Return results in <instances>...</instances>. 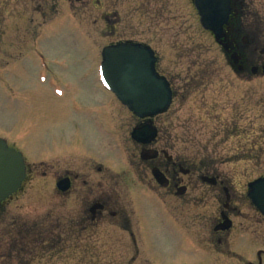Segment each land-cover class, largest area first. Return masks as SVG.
Returning <instances> with one entry per match:
<instances>
[{
  "label": "flooded vegetation",
  "instance_id": "flooded-vegetation-1",
  "mask_svg": "<svg viewBox=\"0 0 264 264\" xmlns=\"http://www.w3.org/2000/svg\"><path fill=\"white\" fill-rule=\"evenodd\" d=\"M58 1L67 4L71 13L74 7L81 9L90 25H102L107 32L101 38L109 43L100 51L99 65H86L80 71L79 79L88 80L87 88L86 83L64 86L67 92L85 88L92 97L84 101L68 96L66 105L72 118L66 144L51 137L43 145L42 156L54 153L50 165L36 153L26 152L23 138L7 143L21 155L24 179L16 192L0 202V264L49 263L62 245L65 249L78 243L83 249L103 246L109 229L115 231L114 247L134 252L129 264H134L138 249L149 243L155 232L166 234L171 246L193 250L200 261H213L208 257L213 252V256H225L239 264H264V251H254L255 262L234 252L244 248L250 252L264 231V215L247 197L248 184L264 174L238 191L231 172L225 176L217 172L238 164L264 167V145L239 149L246 161L201 159L188 154L196 153V146L185 144L184 125L172 123L175 103H184L187 95L184 85L196 80L199 36L209 37L236 77H264V0H213L220 12L215 32L200 26L194 4L201 7L203 0H186L191 14L172 0H0V57L19 61L32 55L39 82L48 83L51 94L61 97V72L51 70L52 61L39 49L38 20L55 9ZM126 5L128 19L123 25L118 12ZM116 45L140 46L153 53L155 73L171 90V104L165 112L137 118L107 90L101 76V55ZM192 55L195 58L190 60ZM232 58L237 59V66L232 65ZM185 60L188 66L183 70ZM4 63L0 71L8 81L14 73ZM143 126L153 128L156 136L147 144H138L130 134ZM174 128L180 133L174 134ZM41 168L55 176L47 180L43 172L37 177ZM60 182H65V192L58 190ZM47 184L51 186L47 194L51 203L41 216L34 212L33 198L38 194L33 192L45 190ZM58 200L69 209L57 217ZM74 202H80L77 215L72 209ZM27 207L33 210L27 213ZM200 250L206 254L202 258Z\"/></svg>",
  "mask_w": 264,
  "mask_h": 264
},
{
  "label": "rangeland",
  "instance_id": "rangeland-1",
  "mask_svg": "<svg viewBox=\"0 0 264 264\" xmlns=\"http://www.w3.org/2000/svg\"><path fill=\"white\" fill-rule=\"evenodd\" d=\"M171 3L184 9L186 14H191L186 0H172ZM128 9L129 6L126 5L120 7L118 12L123 25L128 19ZM72 12L67 4L58 1L55 9L46 11V17L38 19L41 23L39 49L47 56L45 57L47 61H52L51 70L61 72L59 81L63 92L61 97L51 94L48 83L39 82L34 71L35 57L32 55L19 61L0 57V66L6 65L4 62H7V65L12 67L10 71L14 73L13 78L6 81L0 71V139L7 144L16 141L17 137L23 138L26 152L30 155L36 153L38 159H44L43 162L48 163L47 165L51 164L53 158L51 154L54 153L42 156L43 145L51 137L64 145L70 133L68 122L72 114L66 105L68 96L84 101L92 97L90 90L87 91L85 88L81 92L74 90L67 92L65 84L72 82L84 86L88 80L79 79L82 67L99 65L100 51L109 43V40L101 38L102 34L107 32L102 29V25L97 27L90 25V19L85 21V16H82L81 9L77 7H74ZM168 33L171 34V30ZM170 42L172 43V40ZM194 58L192 55L190 60ZM183 64V70H186L185 66H188L186 60ZM23 66L25 69L21 71L20 68ZM86 84L87 88L89 83ZM184 86L187 95L184 96V103L180 105L175 103V117L172 123L173 126L184 125L185 144L193 145L194 148L196 146V153H188L189 155L194 157L197 155L201 159L215 162H226L231 159L246 161L242 159L244 156L239 149L243 151L245 146L259 143L264 145V77L254 80H241L236 77L207 36H199L196 40V80ZM177 133H180L179 130L174 128V134ZM60 165L62 169L63 163ZM245 166L247 165L224 166L217 172L223 176L231 172L233 178L231 182L235 185L233 186L241 191L248 182L264 174V167L253 169ZM43 172H46L47 180L55 176L42 168L37 170L36 176L42 177ZM43 187L45 190L33 192L38 194L33 198L36 205L34 212L41 216L48 212L51 203L47 196L51 186L47 184ZM79 204L80 202L73 203L75 215L78 213ZM56 207L57 217L69 209L59 200ZM28 210L33 209L25 208V212L28 213ZM261 232L259 242L253 244L250 252L246 248L234 252L255 262L254 251H264V231ZM114 237L115 231L109 229V233L103 239V246L94 248L90 245L89 249H83L78 243L76 247L65 249L62 245L53 260L41 264H129L134 252L114 247L112 245ZM210 253H214L209 252L208 256L214 258L213 261H200L194 256L193 250L171 246L166 234L155 232L150 234L149 243L138 249L134 264H239L226 260L225 256L216 254L213 256ZM204 255H206L204 251L200 250L199 256L202 258Z\"/></svg>",
  "mask_w": 264,
  "mask_h": 264
},
{
  "label": "water",
  "instance_id": "water-1",
  "mask_svg": "<svg viewBox=\"0 0 264 264\" xmlns=\"http://www.w3.org/2000/svg\"><path fill=\"white\" fill-rule=\"evenodd\" d=\"M203 6L195 2L200 25L205 31L215 32L219 8L213 0H203ZM201 8V9H200ZM101 76L105 87L137 118L152 117L165 112L171 103V90L165 79L155 73L156 59L149 49L133 45H116L102 51ZM237 66V59H231ZM156 132L150 126L133 129L130 137L138 144L154 140ZM24 179L21 155L0 140V202L16 192ZM65 192V182L57 185ZM247 197L264 215V177L248 184Z\"/></svg>",
  "mask_w": 264,
  "mask_h": 264
}]
</instances>
